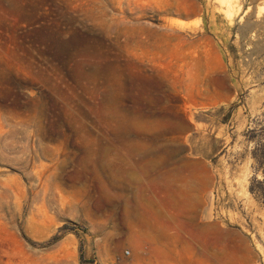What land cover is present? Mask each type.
<instances>
[{"label": "rangeland", "instance_id": "rangeland-1", "mask_svg": "<svg viewBox=\"0 0 264 264\" xmlns=\"http://www.w3.org/2000/svg\"><path fill=\"white\" fill-rule=\"evenodd\" d=\"M219 2L0 0V264H127L158 209L177 225L183 88L206 39L239 59L242 91L207 218L264 264V0Z\"/></svg>", "mask_w": 264, "mask_h": 264}, {"label": "crops", "instance_id": "crops-1", "mask_svg": "<svg viewBox=\"0 0 264 264\" xmlns=\"http://www.w3.org/2000/svg\"><path fill=\"white\" fill-rule=\"evenodd\" d=\"M206 41L211 52L199 54L188 63L185 77L191 80L183 88L191 108L181 135L185 150L178 155L170 187L173 195L170 204L177 206V218L173 219L177 225L165 229V209H158L161 219L147 224L144 244L134 248L127 264H256L258 261L247 234L221 228L228 238L219 244L218 227L207 218L217 193L215 161L226 147L224 132L231 108L240 102L242 91L239 59L221 51L217 41ZM156 200L157 205H166L165 198ZM198 221L204 223L191 225L194 235L187 236L186 222Z\"/></svg>", "mask_w": 264, "mask_h": 264}, {"label": "bare ground", "instance_id": "bare-ground-1", "mask_svg": "<svg viewBox=\"0 0 264 264\" xmlns=\"http://www.w3.org/2000/svg\"><path fill=\"white\" fill-rule=\"evenodd\" d=\"M223 3L227 4V8L225 5V8L228 11V15L233 16L234 14H231L233 12V9L237 6L238 7V2L239 0H220ZM222 2L220 3V5L222 4ZM209 5V4H208ZM222 7V6H221ZM236 12V11H235ZM234 13V12H233ZM226 17V16H225ZM229 20V19H228Z\"/></svg>", "mask_w": 264, "mask_h": 264}]
</instances>
